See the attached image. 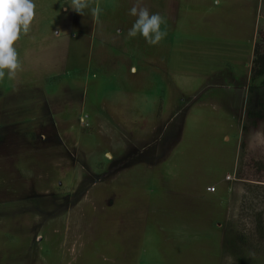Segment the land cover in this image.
<instances>
[{
    "label": "rangeland",
    "instance_id": "1",
    "mask_svg": "<svg viewBox=\"0 0 264 264\" xmlns=\"http://www.w3.org/2000/svg\"><path fill=\"white\" fill-rule=\"evenodd\" d=\"M88 2L34 0L45 32L0 81V264H234L264 0H142L156 45L127 35L136 0Z\"/></svg>",
    "mask_w": 264,
    "mask_h": 264
},
{
    "label": "trees",
    "instance_id": "2",
    "mask_svg": "<svg viewBox=\"0 0 264 264\" xmlns=\"http://www.w3.org/2000/svg\"><path fill=\"white\" fill-rule=\"evenodd\" d=\"M259 42L254 52L251 81L262 78L257 88L264 92V29L260 30ZM248 116L254 127L264 123V101H259V109L249 111ZM241 148L237 178L244 184L238 199L240 211L236 217V231L232 234L233 245L229 251L234 264H264V149L246 148L244 142Z\"/></svg>",
    "mask_w": 264,
    "mask_h": 264
},
{
    "label": "clouds",
    "instance_id": "3",
    "mask_svg": "<svg viewBox=\"0 0 264 264\" xmlns=\"http://www.w3.org/2000/svg\"><path fill=\"white\" fill-rule=\"evenodd\" d=\"M213 2L219 6L221 0H213ZM69 6L77 14L84 15L89 2L71 0ZM35 9L34 0H0V81L5 78V70L9 79H15L17 72L22 70L14 44L21 34L27 35L31 31V24L36 15ZM91 14L98 21L99 7H93ZM129 15L136 17L127 33L129 37H135L139 33L148 44L156 45L167 35L166 31L160 30L161 24L164 23L163 17L159 13L151 14L142 0H136ZM59 32L56 31L57 34ZM105 155L110 157L109 153Z\"/></svg>",
    "mask_w": 264,
    "mask_h": 264
},
{
    "label": "crops",
    "instance_id": "4",
    "mask_svg": "<svg viewBox=\"0 0 264 264\" xmlns=\"http://www.w3.org/2000/svg\"><path fill=\"white\" fill-rule=\"evenodd\" d=\"M41 9H42V8H41ZM42 10H43V9H42ZM62 11H67V8L63 6V7H62ZM38 16H40V15L35 16L34 19L37 18L36 20H38V19L41 20V21H42V22H41L42 26L39 27V26H38V22H35V24L33 25V28H34L35 30H37V31L40 30V32H41V34H42V33L45 32V29H44V28L46 27V21H45V19H42L41 16H40V17H38ZM53 24H57L56 21H54ZM43 29H44V30H43ZM31 30H33V29H31ZM41 30H42V31H41ZM34 34H36V33H34ZM43 35H44V34H43ZM53 36H54L55 38H58V37H59V34H57L56 31H55V32L53 33ZM32 39H33V38H32ZM41 40H42V41L44 40L43 37H42V39L37 38V39H36V42L39 43V42H41ZM44 43H45V41L42 42V46L44 45ZM55 47H56V45H55ZM41 48H42V47H41ZM41 48H40V49H41ZM40 49H39V50H40Z\"/></svg>",
    "mask_w": 264,
    "mask_h": 264
}]
</instances>
